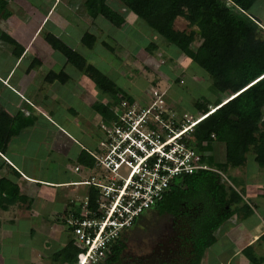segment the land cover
Here are the masks:
<instances>
[{
	"label": "trees",
	"instance_id": "obj_1",
	"mask_svg": "<svg viewBox=\"0 0 264 264\" xmlns=\"http://www.w3.org/2000/svg\"><path fill=\"white\" fill-rule=\"evenodd\" d=\"M111 1V4L120 3L160 37L167 48L175 49L202 70L209 78L213 91L221 96L211 104L201 98L193 101L192 110L198 114L197 117L207 115L193 126L188 138L182 139L181 143L194 149L205 166L218 172L242 166L247 154L253 156L258 168L264 169V37L260 35L262 28H259L258 21L247 13L255 0ZM110 3L109 0H83L82 8L87 17H99L112 27L119 28L124 24L123 15L116 12ZM4 6V1L0 0L1 17L8 16ZM176 19L185 22L186 30L174 28ZM1 38L12 47V55L18 57L22 49L8 36L2 35ZM43 39L63 58L65 64L92 83L101 99H109L104 103L95 102L93 106L102 123L116 122L113 107L121 99L127 104H131L132 99L117 98L123 95L121 89L62 41L51 34H46ZM196 40L197 46L191 49ZM94 42L93 34L84 33L81 36L80 43L85 48H92ZM149 47L155 49L152 44ZM66 79L62 71L56 74L48 72L44 76V81L49 83L54 80L64 83ZM208 106H211V112ZM31 123L30 116L16 113L9 117L0 108V153H4L12 136ZM216 143L223 146V161L214 164L211 150ZM87 157L89 161L84 166L94 168V160L89 155ZM87 187L84 195L86 209L95 212L97 190ZM24 201L25 198L18 195L15 183L0 178V210ZM238 203L240 196L218 173L194 170L190 174L173 177L150 208L135 217L126 230L132 229L136 220L148 212L158 217L184 216L189 223V258L186 264H199L204 250L214 241L215 230L234 214ZM66 228L71 234L70 227ZM123 242L119 233L109 244L105 259L100 264H117L124 249ZM78 252L73 246V239L68 240L53 254L52 260L57 264H75Z\"/></svg>",
	"mask_w": 264,
	"mask_h": 264
},
{
	"label": "crops",
	"instance_id": "obj_2",
	"mask_svg": "<svg viewBox=\"0 0 264 264\" xmlns=\"http://www.w3.org/2000/svg\"><path fill=\"white\" fill-rule=\"evenodd\" d=\"M2 1L5 3L4 10L8 12V16H0V66H5V68H0V108L9 117L16 113L30 116L32 123L12 136L4 153H0V178L15 183L18 195L25 198L24 202H15L5 210H0V241L14 242L16 241L13 240L14 235L21 231L26 241L27 253L18 262L57 264L52 260V256L68 241L64 237L67 228L63 219L67 212L76 208V204L84 197L88 188L83 182L92 177L91 169L94 170V168L84 166L89 161L87 156H90V153H99V140L94 141L92 130L96 115L93 106L97 99L95 102L92 99V84L83 81L82 86L86 92H89L88 100L87 93L83 95V98L76 99L80 103L79 108L71 112L72 117L67 120L65 129L54 125L45 115L47 109L43 111L30 100L41 97L43 85L49 87L47 91H54V84L57 81L46 82L44 76L48 72L55 74L63 72L66 65L63 60L62 63L60 62L63 64L60 69L47 70L48 67L52 68L57 65V60L53 57L54 52L44 39L41 44L34 46L36 39L34 37L44 28H48L56 38L57 34H63L64 28L69 26L80 24L85 28L87 26L91 28L95 19L87 17L83 9L82 17L77 16V13H67L65 9V11L57 10L60 2L71 9L73 6L70 1L72 0H40L41 7L34 6L33 12H28V9L21 10L20 14L11 9L13 7L11 4L15 2ZM56 10L57 14L52 16ZM2 35L8 36L22 49L18 57L12 55V47L2 40ZM80 39L81 37L79 42ZM42 65L47 68L46 73L40 79L36 71ZM18 67H20L18 73H15ZM64 74L67 77L64 81L66 83L70 78L66 73ZM39 80H41L40 84ZM87 112L86 119V116L84 118L82 114L87 115ZM36 115L44 118L49 126L52 124L55 126L57 131L54 130V138L47 143L50 147L46 148V151L47 155L54 152L59 159L56 160L55 156H46L40 159V162L34 163L36 169L31 173H26L22 167L29 160L23 156V150L27 144L24 140L18 142L24 137L26 131L34 126ZM262 121L264 122V108L262 109ZM60 136L63 137L61 142L59 141ZM37 144L43 145L44 143L37 142ZM12 146H19V148L13 151ZM93 148L97 151H93ZM35 154L34 149L32 160L35 159ZM44 159H50L56 165L50 171H44L40 168ZM66 161L73 162L71 169H66L65 164L67 163H64ZM75 168L77 170H74ZM238 168H242L243 172L231 186L240 196V203L235 206L234 214L215 230L214 241L204 250L199 264H264V169L257 167L250 154L245 155L243 165ZM62 189L65 192H62ZM19 224L26 225V228L18 229ZM56 230L57 233L51 235V232Z\"/></svg>",
	"mask_w": 264,
	"mask_h": 264
},
{
	"label": "rangeland",
	"instance_id": "obj_3",
	"mask_svg": "<svg viewBox=\"0 0 264 264\" xmlns=\"http://www.w3.org/2000/svg\"><path fill=\"white\" fill-rule=\"evenodd\" d=\"M72 1H70L73 6L71 9L60 2L57 10L65 9L67 13H77V16L82 17L83 8L81 4L83 0ZM12 2L15 3L11 4L13 6L11 9L17 14H20L21 10L25 11V9H28V12H33L34 6L41 7L40 0H18V2L12 0ZM110 2L112 1L109 0ZM110 5L116 12L123 15L124 24L121 27L114 28L97 17L93 21L91 28L89 26L85 28L84 25L80 26V24L73 27L69 26L64 28L65 32L63 34H57V38L73 51L80 54L87 63L95 66L113 81L123 94L121 97L118 95L117 98L129 97L132 99L131 104H127L126 100L121 99L122 101L113 107L112 112L116 116H121L127 109L137 110L140 107L145 108L149 106L155 99L153 97L154 92L157 95H161V102L155 101V103L159 104L163 111L161 115L162 122L166 124L172 123L171 127L174 129L175 126L179 128L186 124L182 118L184 115L188 120L195 119L198 116L192 110L194 100L198 98L206 99L211 104L215 99L221 98L218 93L213 91L209 78L202 70L175 51V49L170 48V50L167 48L160 37L148 29L142 21L123 8L120 3L114 2L113 4L110 3ZM57 10L52 16L57 14ZM247 13L258 21L259 28H264V0H255ZM174 28L176 30H186L185 22L182 19H176L174 21ZM84 32L95 36V42L90 49L85 48L79 42V38ZM46 34L52 35L48 28H44L40 33H36L33 45L38 46L41 44ZM260 35L264 37L263 29ZM149 44L154 45L155 49L151 50ZM197 44L196 40L192 43L191 49H195ZM45 47L49 49L47 45ZM53 52L57 65L52 68H47L45 65L40 66L36 71L40 79L46 73V68L47 70L54 71L63 66L61 64L63 62L62 57L57 52ZM47 53L49 54L50 50ZM64 65L66 66L63 72L69 76L70 80L64 84L55 82V90H51L53 93L47 91L49 89L47 85H43L44 90H41V97L31 99L30 101L43 111L47 109L45 115L51 119L52 123L65 129L67 127L65 125L67 120H70L72 117L71 112L79 108L80 103L76 99H79V97L83 98L85 93H87V100L89 98V92H86L84 86H82L83 81L89 84L92 83L70 65L65 63ZM0 68H5V66H0ZM19 69L20 67H18L15 73H18ZM40 83L41 80H39ZM92 99L94 102L96 99L97 102L101 101L103 103L109 101L106 97L101 99L94 89ZM208 108L210 109L211 106H208ZM84 116L87 119L88 112L87 115L82 114V117ZM93 124L94 141L101 140L105 142L106 137L101 128L108 129L109 134H111L113 122L103 124L99 117L95 115ZM52 125L49 126L44 118L36 115L34 126L26 131L23 138L19 139L18 143L24 140L27 144L23 150V156L29 160L22 167L26 173H31L36 169L34 163L36 161L40 162V159L46 156H55L56 160L59 159L54 152L47 155L48 152L46 151V148L50 147V144L47 145V143L50 142L51 138H54L53 132L56 130L55 126ZM156 130L159 131L158 129ZM59 141H63V137L60 136ZM37 142H43L44 144L39 145ZM18 143L16 145H19ZM19 146H12V150H18ZM94 148L92 150L97 151ZM34 149L36 150V157L32 160ZM192 150L195 151L194 149ZM104 153L105 151L103 150L102 157ZM211 155L214 164L221 163L223 161L222 144H214ZM64 163H67L65 164L66 169H71L73 165L72 161ZM55 165L50 159H44L40 168H43L44 171H50ZM247 169H249L248 166ZM91 170L94 181L102 185L109 183L107 178L115 179L113 175L104 173L97 166L96 168L94 167V170ZM219 172L225 179V183L231 185L237 180L238 176L240 177L243 169H228L225 172ZM118 174L124 177L125 168L120 170ZM62 192H65V190L62 189ZM98 195L100 196L99 193ZM98 201H101L100 198ZM78 202L76 210L81 207L80 202L82 200L80 199ZM137 220L132 229L120 231L121 239H124L125 248L121 252L117 264H186L189 258V223L186 217H158L153 215L152 212H148ZM17 228L24 230L26 225L19 224ZM19 233L14 235L13 240H16L14 242L7 243L0 241V264H22L18 260L25 257L27 251L25 248V238L21 231ZM56 233L57 230L51 232V235ZM64 237L72 240V235L69 231H65ZM104 259L102 258L97 263H102Z\"/></svg>",
	"mask_w": 264,
	"mask_h": 264
},
{
	"label": "built area",
	"instance_id": "obj_4",
	"mask_svg": "<svg viewBox=\"0 0 264 264\" xmlns=\"http://www.w3.org/2000/svg\"><path fill=\"white\" fill-rule=\"evenodd\" d=\"M153 97L149 106L127 109L121 116L117 115L111 134L101 126L106 141L99 140V153H90V156L95 168L97 166L115 179L107 178V185L94 181L93 176L84 181V185L98 191L95 212L86 209L84 196L81 207L69 211L63 219L71 229L73 246L79 250L75 264H97L104 258L109 244L120 231L128 229L135 217L150 208L173 177L194 170H210L221 176L220 172L205 166L195 151L181 143L207 114L192 120L184 115L186 124L173 129L172 123L161 120L163 111L155 103L161 102V95L153 92ZM123 168L125 176L121 177L118 172Z\"/></svg>",
	"mask_w": 264,
	"mask_h": 264
}]
</instances>
